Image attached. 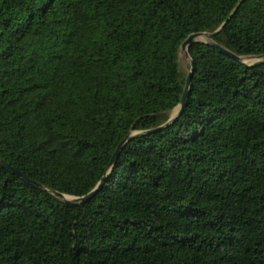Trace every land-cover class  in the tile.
Instances as JSON below:
<instances>
[{"label":"trees","instance_id":"obj_1","mask_svg":"<svg viewBox=\"0 0 264 264\" xmlns=\"http://www.w3.org/2000/svg\"><path fill=\"white\" fill-rule=\"evenodd\" d=\"M240 0H0V264H264V62L183 41ZM213 41L264 55V0ZM66 203L48 190L84 197Z\"/></svg>","mask_w":264,"mask_h":264},{"label":"water","instance_id":"obj_2","mask_svg":"<svg viewBox=\"0 0 264 264\" xmlns=\"http://www.w3.org/2000/svg\"><path fill=\"white\" fill-rule=\"evenodd\" d=\"M242 1L243 0H240L238 2L236 7L234 8L232 14L228 17V19L225 21V23L218 30H216L213 33H208V32L195 33V34L190 35L188 38H186L183 41V43L181 45V51L186 53L187 57L191 60V69H190V72L187 75V78H186V81H185L184 92H183L182 97L180 99L179 105L175 108V109H177V113L173 117H171L169 119V121L165 125L157 128V129H154V130H151V131H148V132H145V133L144 132L143 133H137V132L135 133L134 132L131 135H129L124 141H122V143L116 149V151H115V153L113 155V158H112V160H111V162L109 164L108 171H110L111 168L115 165L118 157L120 156V153L122 152L123 148L125 147V145L127 144L128 141H130L131 139H133V138H135L137 136H141L143 134H150V133L162 130L166 126H168V125L172 124L173 122H175L182 115V113H183V111H184V109L186 107L188 98H189V96L191 94V89H192V84H193V77H194V73L196 71V64L192 60V58H191V56L189 54V49H190V46L192 44L198 43V42H204L206 44H209V45H211L213 47H216V48L222 50L223 52L228 54L233 59L238 60V61H240V62H242L244 64H248V63L245 62V60L255 61L252 64H248L249 66H252V65L257 64V63L264 62V55L238 56V55L228 51L226 48H224L223 46H221V45H219V44H217L216 42L213 41V37L217 36L224 29L225 25L230 21L232 16L235 14V12L237 11V9H238V7H239V5L241 4ZM203 39H205V40H203ZM0 166H2L3 168L7 169L11 173L17 175L18 177L24 179L25 181H27V182H29L31 184H35V185L43 188L42 185L33 182L24 173H22L21 171H18L17 169L11 167L8 163H6V162H4L2 160H0ZM105 182H106V178H103L95 190L90 192L88 195H86L84 197H80V198L73 197V196H67V195H65L63 193H60V192H57V191H53V190H48V191L51 192L56 198L66 202V203H81V202H86V201L90 200L98 192V190L105 184ZM67 197H70L71 199H67Z\"/></svg>","mask_w":264,"mask_h":264},{"label":"rangeland","instance_id":"obj_3","mask_svg":"<svg viewBox=\"0 0 264 264\" xmlns=\"http://www.w3.org/2000/svg\"><path fill=\"white\" fill-rule=\"evenodd\" d=\"M203 40H205V39H203ZM179 62H180V72H181V76L183 78L184 77H187V75H188V73L190 72V69H191V60L187 57L186 53H184L183 51H181V49L179 51ZM245 62L248 63V64H252L255 61L245 60ZM176 113H177V109H175L174 111H172L169 114L170 118L173 117ZM67 199H71V198L70 197H67Z\"/></svg>","mask_w":264,"mask_h":264}]
</instances>
